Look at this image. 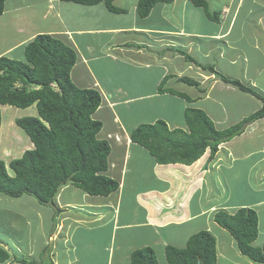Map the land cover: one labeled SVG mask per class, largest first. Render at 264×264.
<instances>
[{
	"label": "crops",
	"instance_id": "obj_1",
	"mask_svg": "<svg viewBox=\"0 0 264 264\" xmlns=\"http://www.w3.org/2000/svg\"><path fill=\"white\" fill-rule=\"evenodd\" d=\"M10 1L0 16V57L23 60L24 45L40 34L54 36L76 52L70 79L101 96L92 117L102 124L97 138L110 148L106 175L119 187L107 197L80 193L70 184L61 187L54 206L34 208L39 234L31 240L25 232L30 220L17 209L12 213L0 195V247L10 256L0 264H131V253L142 248H151L158 264H167L166 246L184 248L202 230L215 238L216 264H258L240 253L213 217L220 210L233 214L251 208L258 217V236L264 238V119L219 145L212 160L206 150L188 166L157 164L146 149L131 142L130 134L156 121L169 130L186 131L187 108L203 111L217 130L258 111V99L216 75L241 82L217 69L218 63L240 68L246 80L241 83L264 96V0H207L214 7L211 12L220 11L218 23L184 1L181 16L188 10L199 17L190 29L181 23L185 17L175 19L176 0L169 6L156 4L146 18L138 15L136 0H114L120 10L115 12L102 3ZM39 4L54 13L59 25L45 29L30 22ZM23 110L28 113L19 118L37 115L35 106ZM11 131L2 141L14 147H0L2 160L5 152L20 158L33 148L29 138V144L12 138L19 130ZM236 177L244 180L240 200H231L228 182ZM67 187L72 190L64 192ZM47 216L51 223H46Z\"/></svg>",
	"mask_w": 264,
	"mask_h": 264
},
{
	"label": "trees",
	"instance_id": "obj_2",
	"mask_svg": "<svg viewBox=\"0 0 264 264\" xmlns=\"http://www.w3.org/2000/svg\"><path fill=\"white\" fill-rule=\"evenodd\" d=\"M7 0H0V16ZM79 5L103 3L108 10L120 11L114 0H60ZM199 7L213 23L220 20V11H210L207 0H187ZM174 0H136L137 13L146 18L156 4ZM77 60L76 52L54 36L40 34L23 47V60L0 57V107L36 108V116L15 120L33 145L20 158L11 159L8 168L0 159V194L16 199L31 196L40 205H53L61 187L68 184L90 196L107 197L119 184L106 175L110 148L97 134L102 124L93 119L101 103L94 89L76 87L70 72ZM213 73V67L206 68ZM223 82L250 94L261 102L258 111L224 130H217L205 113L187 108L184 120L187 130H169L162 121L142 124L130 134L132 143L146 149L160 165H191L209 150L212 160L219 145L240 135L253 122L264 119V96L239 81L217 73ZM189 81V80H188ZM191 82V81H189ZM181 96H184L180 94ZM0 108V127H1ZM1 130V129H0ZM214 222L235 240L240 253L252 262L264 264V243L254 245L258 237V217L251 208L241 207L233 214L220 210ZM10 258L0 247V263ZM167 264H216V241L208 231L191 235L185 247L165 248ZM24 264H33L21 260ZM131 264H158L151 248L131 253Z\"/></svg>",
	"mask_w": 264,
	"mask_h": 264
},
{
	"label": "rangeland",
	"instance_id": "obj_3",
	"mask_svg": "<svg viewBox=\"0 0 264 264\" xmlns=\"http://www.w3.org/2000/svg\"><path fill=\"white\" fill-rule=\"evenodd\" d=\"M185 1V4L187 5V0H176V3L174 4V7H175V19H177V21L179 22L181 17L184 18L181 23L186 25V27L188 29H190V27H192V21L194 20H197L199 19L198 16H196L195 13H190L186 11L183 12V16H181V13H182V10H183V7H182V3ZM16 2V0H13V1H10V4H14ZM170 4L166 5V6H169ZM86 6V5H85ZM189 6H192L191 4ZM63 8V7H61ZM210 8L213 9L214 7L212 5H210ZM166 9L169 10V7H166ZM201 8H198L199 12L201 13L200 11ZM195 10V9H193ZM47 6H44V5H41L39 4V7L36 8V9H33V12L30 14V22L34 25H40L41 27H45V29H52L51 27H53L54 25H59L58 22H55L54 21V18H55V15L54 13H49L47 12ZM62 13H66V11H62ZM168 12L166 11L165 15H167ZM201 15H203V13H201ZM200 15V16H201ZM50 27V28H49ZM219 44L221 42H218ZM201 42L199 43V46H200ZM195 53H196V50L194 49ZM199 51V50H198ZM215 54V53H214ZM197 55V53H196ZM195 55V57H196ZM220 67V69H219ZM220 71H222V73H225L226 75L230 76V77H236V79L240 80L241 82H245L246 80L243 78V72L240 70V68H233L231 66H228L227 64H222L221 66L219 65L218 63V68ZM245 78H247V75L245 73ZM10 108V109H9ZM13 107H3L2 108V127H1V132H0V147H5V148H13L14 145H12L11 142H8V141H2L3 138L5 136H8V134L10 135L11 133H13V131H11L12 129H15V130H19V132L16 134L17 136L15 137L13 134V137L15 140H18L20 141L23 140L22 138L26 139L27 140V144H29L28 142V138L26 137L24 131L18 127L15 123V119L16 117H21L25 114L28 113V110H23V109H16L17 111L15 113H13V109H11ZM12 121V123L10 122ZM21 142V141H20ZM0 148V149H1ZM28 150V149H26ZM0 154H1V150H0ZM5 156L2 157L3 160L6 162V168H7V171L10 173V175H13V173L11 172V170L8 168V162L10 161L11 158H15L17 156V154H15V152H9V153H6L5 152ZM225 178L228 180V177H230V173H226L225 174ZM129 177V175H128ZM243 178L240 177V178H233L232 180H230L228 182V186H229V193L231 195V200L232 199H239L240 200V197H238V194L240 193V184L243 182ZM72 189L71 187H67L64 192H70ZM78 190V192H82L81 190L77 189L76 188V191ZM1 195V194H0ZM79 194H77L78 196ZM2 200H3V203H4V206L6 208H9L10 207H13L11 208V212H13L14 209H17L19 210L20 212H17V214H20L22 213L23 217L30 220L29 221V228L26 227L25 229V232H28L27 234V237L31 240V239H34L35 235H38L39 233L37 232V227H38V224L36 222V219H35V212H34V208L36 209H40L42 208V206L38 205V203L33 199V197L31 196H23L21 198H16V199H12V198H8V197H5V196H2L1 197ZM242 199L244 197H241ZM253 199L251 198V200L249 202H251ZM246 201V199L244 200ZM20 202V203H19ZM22 203H25L24 205ZM29 203V204H28ZM7 223L9 220H6ZM50 222V219L49 217L47 216V219H46V223H49ZM51 223V222H50ZM6 224H4L5 226ZM6 228L8 227V224L5 226ZM201 227H204L203 224H200L198 225V229H200ZM24 229V227H22L20 230ZM202 229V228H201ZM19 230V231H20ZM264 238L258 236V239H257V242L260 243L257 247H261L263 245L264 242ZM176 249H178L177 247H174ZM26 259V258H25ZM42 259L45 260V256H42ZM29 261V259H27Z\"/></svg>",
	"mask_w": 264,
	"mask_h": 264
},
{
	"label": "clouds",
	"instance_id": "obj_4",
	"mask_svg": "<svg viewBox=\"0 0 264 264\" xmlns=\"http://www.w3.org/2000/svg\"><path fill=\"white\" fill-rule=\"evenodd\" d=\"M114 3V1L112 2V4ZM103 4V3H102ZM114 5V4H113ZM13 60V59H12ZM15 61H17V60H15ZM34 106V105H33ZM2 107V106H1ZM0 107V108H1ZM3 107H6V106H3ZM8 107H10V106H8ZM1 120H2V118H1ZM28 138V137H27Z\"/></svg>",
	"mask_w": 264,
	"mask_h": 264
}]
</instances>
